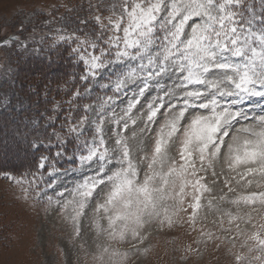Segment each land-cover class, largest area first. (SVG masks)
Segmentation results:
<instances>
[{
	"label": "snow or ice",
	"instance_id": "6c2138e0",
	"mask_svg": "<svg viewBox=\"0 0 264 264\" xmlns=\"http://www.w3.org/2000/svg\"><path fill=\"white\" fill-rule=\"evenodd\" d=\"M87 7L91 31L57 37L75 45L70 55L83 65L84 90L72 95H92L91 85L113 94L84 104L75 119L70 110L59 131L30 142L55 148L72 167L61 171L41 154L36 172L5 178L39 201L72 174L59 199L44 198L76 238L91 212L90 264H134L150 253L153 231L183 223L195 231L204 209L219 214L212 223L221 235L201 228L197 243L229 245L230 264H264V0H89Z\"/></svg>",
	"mask_w": 264,
	"mask_h": 264
},
{
	"label": "rangeland",
	"instance_id": "374dc122",
	"mask_svg": "<svg viewBox=\"0 0 264 264\" xmlns=\"http://www.w3.org/2000/svg\"><path fill=\"white\" fill-rule=\"evenodd\" d=\"M91 2L95 4L96 0ZM88 4L89 0H0V42L5 38L19 37V40H14L11 45L0 43L1 94H5L4 82L15 68L14 63L17 65L20 56L41 57L48 51L67 49L68 58L74 62L81 74L83 73V65L77 63L74 55H70V47L75 45L59 42L57 37L60 34L72 33L82 36L84 32L91 31L94 24L91 19L92 13L88 11ZM82 19L88 20L89 23L81 24ZM22 44H26L27 47H22ZM101 82H107V78ZM84 87L85 84L80 81L77 89L83 92ZM91 87L93 94L73 98L71 108L82 112L84 104H96L97 96L113 94L97 85ZM128 99L129 97L125 96L117 101L118 112L126 105ZM144 99H148V96L146 95ZM261 103L264 104V101ZM143 104L142 99L141 105ZM137 107L140 108L139 105ZM248 107L259 111L255 104ZM68 116L64 115L63 119L56 121L63 123ZM51 117L55 118V115ZM2 141V146H5L8 138H3ZM57 160L56 167L61 171L72 167L67 160L55 157L53 161ZM49 179L50 177L45 176V181ZM73 179L71 173L60 176L55 180L54 187L46 188L41 193L38 201L33 192L29 193L27 200L24 199L20 187L11 179L5 178V174L0 175V264H90L91 257L87 253L91 250L90 245L95 236L94 226L90 220L91 212L89 211L82 220L81 237L76 238L72 236L71 223L59 212L58 206L55 204L48 206L44 198L47 195L52 196L53 200L59 199L57 193L63 191L65 185L71 187ZM218 215L208 209L202 210L195 231L187 223L178 224L171 230L153 231L147 241L151 248L150 253L136 259L134 264H230L231 256L227 253L229 245L225 244L217 250L211 241L206 246L196 242L203 239L199 235L201 228L221 235L218 224L212 223ZM181 217L186 219V214L182 213ZM188 245L192 246L193 251L186 253L185 248ZM117 246L122 250L128 247L127 244ZM196 249H199V252L195 251ZM185 256L187 259H184Z\"/></svg>",
	"mask_w": 264,
	"mask_h": 264
},
{
	"label": "trees",
	"instance_id": "16d2710c",
	"mask_svg": "<svg viewBox=\"0 0 264 264\" xmlns=\"http://www.w3.org/2000/svg\"><path fill=\"white\" fill-rule=\"evenodd\" d=\"M68 55L67 49L59 48L41 57L20 56L17 65L14 63L15 68L4 82L5 94L0 93V175L36 172L41 154L54 160L55 148L36 150L29 146L30 142L37 137L46 140L54 129L59 131L62 123L56 120L68 116L70 110L72 117L82 114L68 103L80 85L81 75ZM52 115L54 124L48 120ZM3 138H8L5 146Z\"/></svg>",
	"mask_w": 264,
	"mask_h": 264
}]
</instances>
